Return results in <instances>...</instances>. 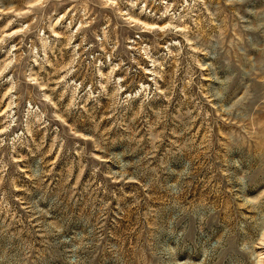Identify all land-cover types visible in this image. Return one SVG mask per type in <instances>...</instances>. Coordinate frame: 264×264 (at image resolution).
Listing matches in <instances>:
<instances>
[{
	"label": "rangeland",
	"instance_id": "obj_1",
	"mask_svg": "<svg viewBox=\"0 0 264 264\" xmlns=\"http://www.w3.org/2000/svg\"><path fill=\"white\" fill-rule=\"evenodd\" d=\"M0 264H264V0H0Z\"/></svg>",
	"mask_w": 264,
	"mask_h": 264
}]
</instances>
